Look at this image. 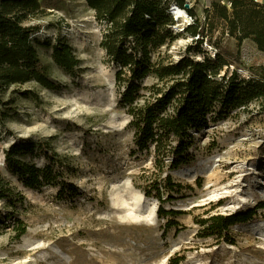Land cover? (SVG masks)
Wrapping results in <instances>:
<instances>
[{
  "label": "rangeland",
  "instance_id": "rangeland-1",
  "mask_svg": "<svg viewBox=\"0 0 264 264\" xmlns=\"http://www.w3.org/2000/svg\"><path fill=\"white\" fill-rule=\"evenodd\" d=\"M40 1L43 11L28 20L39 27L34 36L51 44L64 39L79 64L68 71L55 61L52 46L39 44L42 63L59 87L32 80L4 91L10 117L0 126V172L23 198L15 206L0 200V264H168L176 253L185 255L181 264H264V228L258 232L251 222L235 225L236 243L229 244L200 237L194 220L246 210L264 200V113L259 101L196 132V158L171 171L176 181L193 187L165 203L183 211L178 219L184 229L165 231L166 219L158 216L159 202L153 197L148 198L150 206L156 202L154 222L122 218L124 205L116 203V191L129 202L135 192L146 197L143 186L156 169L151 154L136 150L131 117L119 106L124 87L116 79L118 66L101 45L107 23L86 0ZM192 7L205 26L204 36L195 40L180 33L160 49V57L201 59L198 49L206 50L208 39L230 62L223 73L230 74L234 66L242 77L247 78V71L258 77L264 53L255 43L245 39L239 45L226 21L209 20L206 7ZM153 82L150 76L143 83ZM37 140L48 143L69 165L66 177L78 189L75 197L58 198V187H25L6 169L5 151L11 144ZM34 160L45 163L43 156ZM16 218L26 223L20 237ZM256 221L264 222V208Z\"/></svg>",
  "mask_w": 264,
  "mask_h": 264
},
{
  "label": "trees",
  "instance_id": "trees-1",
  "mask_svg": "<svg viewBox=\"0 0 264 264\" xmlns=\"http://www.w3.org/2000/svg\"><path fill=\"white\" fill-rule=\"evenodd\" d=\"M86 1L96 17L107 23L101 45L118 66L116 79L124 87L119 106L131 117L128 126L134 130L136 150L152 155L156 171L143 186V192L158 200L157 213L166 219L165 231L182 230L178 217L183 211L167 208L165 203L193 187L176 181L171 171L196 158V132L255 101H259L260 112L264 113V67L258 77L245 78L237 70L222 74L230 64L228 59L221 53L210 57L199 45L202 59L187 54L176 61H165L158 52L180 35L170 27L174 23L170 0ZM175 1L185 4V0ZM231 1V10L214 1L205 9L207 18L226 21L229 34L237 38L239 45L251 39L264 53V4L256 0ZM42 11L40 0H0V126L10 117L3 94L11 85L35 80L47 88L59 87L49 77L37 45L52 46L55 61L68 71L79 64L72 46L64 39L51 44L34 36L39 27L28 24V20ZM204 32L200 19L185 31L192 36H204ZM150 76L154 82L144 84ZM28 155L32 159H26ZM41 156L45 159L43 165L34 160ZM5 167L30 189L58 187L60 199L78 193L76 185L66 177L69 165L48 143L37 140L11 144L5 151ZM21 198L0 172V200L7 199L15 206ZM263 208L264 200L246 210L197 216V234L235 244L232 227L256 220ZM14 228L20 237L26 232V223L16 218ZM184 259L185 255L176 253L168 264H181Z\"/></svg>",
  "mask_w": 264,
  "mask_h": 264
},
{
  "label": "bare ground",
  "instance_id": "bare-ground-1",
  "mask_svg": "<svg viewBox=\"0 0 264 264\" xmlns=\"http://www.w3.org/2000/svg\"><path fill=\"white\" fill-rule=\"evenodd\" d=\"M182 16H185L182 12H180ZM112 123V122H111ZM260 192V189L257 190V193ZM215 194L214 196H216ZM132 202H129L127 199L124 198L123 194L119 190L116 191L115 200L116 203H121L124 205V209L122 211L123 216L122 218H128L130 220L139 221V220H148L149 222H154L156 220V202L153 200L152 206H150V198L145 197L141 193H133L131 195ZM131 203L132 206H131ZM121 212V211H118ZM255 229H257L258 232H262L264 228V222L263 221H256L251 222ZM55 256H59L58 254H55ZM64 258L68 261L69 254L65 253Z\"/></svg>",
  "mask_w": 264,
  "mask_h": 264
},
{
  "label": "built area",
  "instance_id": "built-area-1",
  "mask_svg": "<svg viewBox=\"0 0 264 264\" xmlns=\"http://www.w3.org/2000/svg\"><path fill=\"white\" fill-rule=\"evenodd\" d=\"M220 4L226 6L229 10L232 9V1L231 0H219ZM188 3L189 7H186L185 4ZM186 3L181 6L178 2L175 0H170L169 3V12L174 20V23L170 25V27L173 29L175 33H183L186 31V28L190 25L194 24L197 19H199V16L194 12H191L192 5L186 1ZM182 12L185 16H182L179 14ZM200 37V35L193 36V39L197 40ZM206 45V52L208 56L215 57L218 53L217 46L215 44H212L207 40H205ZM202 59V57H200ZM230 65V64H229ZM229 65L225 67H229ZM233 70H237L236 67L232 66ZM232 70V71H233ZM238 71V70H237ZM232 73V72H231ZM230 73V74H231ZM222 74H224L222 72ZM221 74V75H222ZM247 77H250L249 72L247 71Z\"/></svg>",
  "mask_w": 264,
  "mask_h": 264
},
{
  "label": "crops",
  "instance_id": "crops-1",
  "mask_svg": "<svg viewBox=\"0 0 264 264\" xmlns=\"http://www.w3.org/2000/svg\"><path fill=\"white\" fill-rule=\"evenodd\" d=\"M186 1L189 2L192 6L197 5V6H204L206 8H210L214 1L219 2V0H185V3ZM256 1L264 4V0H256Z\"/></svg>",
  "mask_w": 264,
  "mask_h": 264
},
{
  "label": "water",
  "instance_id": "water-1",
  "mask_svg": "<svg viewBox=\"0 0 264 264\" xmlns=\"http://www.w3.org/2000/svg\"><path fill=\"white\" fill-rule=\"evenodd\" d=\"M185 6H186V7H189V4H188V3H186V4H185Z\"/></svg>",
  "mask_w": 264,
  "mask_h": 264
}]
</instances>
